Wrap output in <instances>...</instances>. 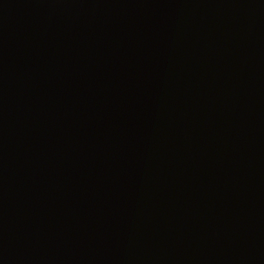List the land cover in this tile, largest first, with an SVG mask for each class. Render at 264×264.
<instances>
[{
    "label": "water",
    "instance_id": "95a60500",
    "mask_svg": "<svg viewBox=\"0 0 264 264\" xmlns=\"http://www.w3.org/2000/svg\"><path fill=\"white\" fill-rule=\"evenodd\" d=\"M0 264H264V0H0Z\"/></svg>",
    "mask_w": 264,
    "mask_h": 264
}]
</instances>
